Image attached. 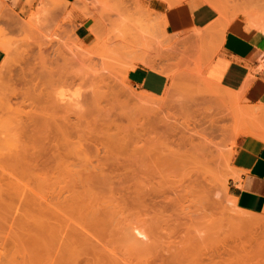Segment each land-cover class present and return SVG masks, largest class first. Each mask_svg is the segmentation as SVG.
<instances>
[{
  "label": "rangeland",
  "instance_id": "obj_1",
  "mask_svg": "<svg viewBox=\"0 0 264 264\" xmlns=\"http://www.w3.org/2000/svg\"><path fill=\"white\" fill-rule=\"evenodd\" d=\"M42 1L35 0L29 11L23 9L17 11L14 5L5 4L0 14V33L2 32L0 40H6L8 46L6 45L5 48H9L5 50L0 43L6 53L5 60L0 66V109H4L6 112L0 110V115L2 113L10 114L8 116L10 117L13 114L12 117H14V112H16V115L20 114L18 117L21 116L23 120V118L30 116L29 112L24 117L26 114L24 110L27 112L31 111V108L32 110L38 109L39 111L36 110L38 115L40 111L43 112V107L47 111L45 112L44 109L42 114L48 112L49 115L53 114L48 115L47 119V114L43 116L39 114L41 119L43 117L44 122H41L40 125L44 124L42 129L45 130H42L41 134L40 130L38 136L35 137L36 139L41 137L39 140H43L44 143L40 141L41 144H35L37 152L34 150L35 147H33V151L39 153L40 158H43L41 161L46 159L47 156L63 152L62 147L66 146L64 144L66 142L65 138L69 136L67 150L75 155L76 153L86 155L91 159L94 166L103 155L119 154L120 165L118 161L117 164H109L108 169V165L104 167L100 164L101 167L108 169L105 173L112 178L118 176V174L125 175L124 177L120 176L118 179L119 181L120 178L123 180L133 169L136 172L138 169V174L141 171L143 172L141 173L145 176L140 174V183L135 184L136 186L139 185L141 190L144 191L143 199L146 200V207L143 208L145 211L141 209V214L148 213V216H143L145 219L143 227L148 237L141 240L144 246L139 245L141 241H138L137 244L141 251H137V253H142V256L135 253L132 257L135 263L162 264L164 262L167 264L170 262L167 249L170 246H182L185 236L187 238L195 234L196 236H209V242L218 247L219 254L215 258L216 261H221L220 257H223V264L227 260L230 262L227 261L226 264L232 261L235 264L236 258H238V262H236L240 263L239 261L243 262L245 258L248 259L253 254L251 262L256 264L258 258L255 257V254L257 251H264V226L262 224L264 223V213L256 215V217L258 216V223L254 225L259 226V228L252 227V223H249L250 226L248 221H245L248 227L245 224V227H242L243 225H240V223L236 225L237 223L235 224L233 221L232 223L235 225L229 223V220H227L229 216L227 217V215H230V218L232 216L239 218L248 216V214H244L243 211L234 206V201L228 193V182L234 176V155L241 138L237 137V133L242 129L240 125L243 123L244 126L241 125L243 128L252 126L251 123L247 125L245 123L249 120L250 122L253 121L256 117L248 116L247 112L250 109L260 108V104L264 105V99L253 100L248 97L247 93L244 98H240L238 96L239 91L237 94V92L223 88L221 85L209 80L204 68V55L208 46L201 45L200 42L197 44L195 38L203 41L209 36L214 37L219 30L225 32L226 27L224 26L227 24L219 29V23L222 24L223 22L222 18L230 19L231 16L237 15L248 5L250 9L247 7L245 13L250 11L249 14L251 15L253 11H257L256 13H259V16L263 15L264 0H239L240 2L237 1L239 6L235 8H233L232 0L229 4L226 3L228 0H204L205 3L212 5L219 14L215 24V27L218 28L209 29L202 33L192 31L181 37L178 35H163L160 30L161 22H156L153 19L143 0H119L117 7L102 5L98 0H74L73 3L57 0L59 2L56 3L54 9L46 8ZM182 1L186 0H167L165 3L168 6H173ZM259 4L263 6L256 7ZM223 5L228 6L224 7ZM257 14L255 15L257 16ZM261 18L264 19L263 16ZM85 20L90 34L86 38L80 39L77 35V27L80 22ZM142 63L145 67L167 76L168 84L163 93L158 95L148 93L131 82L130 72ZM34 74H39L36 77L39 76L42 82L37 78V81L33 80L32 76ZM64 78L68 80L63 81ZM30 80H33L32 83ZM33 82L36 83V86L33 85ZM27 95L33 97L32 99L29 96L27 97L32 101L25 102L27 98L24 97ZM34 96H37V101ZM6 99L10 100L6 101ZM4 101L9 102L12 106L7 105ZM40 103L41 105H39ZM26 105H29V108ZM7 106L11 109L14 108V112L12 113ZM96 106L99 108L97 107V109ZM25 107L27 108L25 109ZM33 107L36 109H33ZM94 107L96 110L93 111ZM6 108L8 109L6 110ZM241 109L244 111L248 109L245 115L242 116L244 118L248 117L247 121L244 118L240 119L241 115H238V113ZM104 110L110 111L109 114L106 115L108 112L105 113ZM16 115L14 119H17ZM35 116L36 113L33 115L32 112V117H38V120L39 116ZM3 117L6 120L9 119L6 116ZM29 118L30 123H26L27 125H30L32 121V118ZM48 119L49 121H47ZM2 120L5 122L3 118ZM3 121L0 118V122L3 123ZM63 129L64 131H62ZM59 136H62V138L60 139ZM12 139L15 140L14 137ZM15 141L17 142V140ZM119 141H122V144ZM102 144L106 146L105 149ZM10 145L12 146V144ZM119 147L123 149L120 148L119 150ZM43 154H46L45 157ZM167 155L172 156L170 158H174V162L171 161L162 168L167 172H164V185L165 180H169V176L176 175L172 177L174 180L170 178L172 181L166 183L170 187L165 185L166 187L162 188L164 192L160 189L164 193L163 195L168 198L165 204L167 206L164 207L163 202L165 200L162 202L156 194L159 184L158 179H161V177L155 171L153 172V169H157L155 159ZM122 156H132V160L135 156L139 157V162L137 159L132 161L139 168H134L133 165V169H128L132 166L130 165L132 162H127L130 165L128 166L124 162L125 157ZM200 158L210 160L212 163L210 168L214 169V175L210 176L202 170L201 166L198 167L197 159ZM126 161H131V159L127 158ZM116 165H119V167ZM123 165L124 167L121 168ZM39 168L37 170H35L36 167L33 169L36 172L27 171L29 174L26 175L30 177L29 183L26 180L29 177L25 176L24 172L22 174L18 173L23 183L20 181V184L14 185L15 188L10 185V188L8 187L9 189L5 190L7 195L4 194L6 196L4 198L7 203L3 207L5 211L3 210L4 215H2L4 216L2 221L4 232L0 229V264L41 263L36 235L40 218L38 217L40 206L36 203H39L40 194L51 200L52 192L51 186L48 185L47 187L45 182L46 187H44V185L42 186L43 183L39 184L38 181L40 180H37V178H49L51 169H48V171ZM170 168H174L172 170H175V172L177 170V172L174 173ZM41 170L43 171L41 172ZM156 171L158 172V170ZM85 172V169L82 168L81 173L84 174ZM113 173L116 175L114 174V176ZM153 174L157 175L156 179ZM118 180L116 181L118 182V185L116 183L117 190H114L113 193L117 197L120 196L119 198L124 194L125 196L123 195L122 198H125L126 202L129 203L128 207L132 208L129 200H132L137 188L131 180L129 182L124 179L125 181L123 180L124 182L121 184ZM156 181L157 183H155ZM127 182L130 184H128L129 187L126 185ZM26 183L29 185L27 186ZM174 184L176 187L179 185V187L176 188ZM171 186L173 187L171 188ZM124 187L131 190L126 189L127 192L129 191L127 193ZM173 188L176 189L175 192ZM168 189L171 190L167 192ZM24 192L29 193L30 196L27 197L28 194ZM118 192L121 194L119 195ZM35 193H39L38 196ZM175 193H177V196ZM17 194H19L20 200H17ZM178 195L180 202L177 199ZM169 200H172V204L171 202L169 204ZM174 203H177L176 206ZM22 206L25 208L22 209ZM132 212L135 213L136 211L133 210ZM34 215L37 216V219ZM178 215L181 217L183 225L189 222L191 224L194 221L197 232L194 227L190 228V233L187 229L188 225L183 226L180 222L181 225L177 224L176 217ZM23 216L27 218L25 219ZM33 221H36L37 224ZM33 224L36 226H33ZM186 232L188 236L184 235ZM147 248L150 250H147ZM49 252L47 255L48 261L51 255L50 249ZM245 255L247 256L245 257ZM141 257L146 261H142ZM239 257L245 258L241 260ZM38 259H40V263L37 261Z\"/></svg>",
  "mask_w": 264,
  "mask_h": 264
},
{
  "label": "bare ground",
  "instance_id": "obj_2",
  "mask_svg": "<svg viewBox=\"0 0 264 264\" xmlns=\"http://www.w3.org/2000/svg\"><path fill=\"white\" fill-rule=\"evenodd\" d=\"M98 1L102 5L109 6V7H117L119 5V0H98ZM162 1H167V0H162ZM237 1H239V0H232V3H233L232 5H234L233 8L239 6V4L237 3ZM259 1H262V0H259ZM58 2L59 1H57V0H43L42 1L43 5L46 8H48V9H54L55 6H56V3H58ZM226 3L229 4L230 3V0H228V2H226ZM243 3L245 4V2H243ZM254 4H256V3H254ZM261 4H259L260 6L259 5H257V6L255 5V6L258 7V8H260V7L263 6V5L261 6ZM227 6L228 5H225L224 7H227ZM242 6L245 8L244 5H242ZM60 7H62V6H60ZM252 7H254V6H252ZM262 8H264V6ZM245 9H243L244 12L243 11H240L237 15L235 14L234 16H231L230 19H226V18L223 17L222 18L223 19L222 24L220 22V29L222 28L221 26H223L224 24H227L226 26H224V27H227L229 25V23H231L234 19H241V20H243V21L246 22L247 27H248V30H250V29H257V30L261 31L264 34V19L261 18L262 16L264 17V13H262L263 15H260L259 16V13L258 14L256 13L257 11L254 12L252 10L253 12L252 11L251 12L253 14L254 13L257 14V16L255 14L254 15L253 14L250 15L249 14L250 11L247 10V11H249V13L248 12L245 13ZM248 9H250V8L248 7ZM38 17H39V15H38ZM34 20H36V19H34ZM29 30H30V28H29ZM1 34H2V32L0 33V35ZM0 39H1V37H0ZM6 42H7L6 40L5 41L4 40L3 41L0 40V43L3 45V47H4L5 50H7V48H8V47L5 48V46L7 45ZM132 68H133V66H132ZM37 75H39V74H37ZM37 75L34 74V76H32L34 78L33 80H36V78L37 79L40 78L39 76L36 77ZM33 80H30V82L32 83ZM40 80L41 79H39V81ZM65 80H68V79L67 78H64L63 81H65ZM39 81H38V84H39ZM40 82H42V81H40ZM13 83H15V82H13ZM35 84L36 83L33 82V85H35ZM37 86H39V85H37ZM26 90H28V89H26ZM242 90L239 91V95L238 96L240 98H244V96L242 94L244 91H242ZM12 94L14 95V93H12ZM237 94H238V92H237ZM22 95H23V93H22ZM24 95H26V94L24 93ZM28 96L31 97V99L33 98L31 95H27L24 98L26 99ZM142 96H144V95H142ZM149 96H151V95L149 94ZM36 97L34 96L35 100H36ZM31 99H28L27 98V101H25L24 99L23 100L25 102H28V100L30 101ZM7 100H10V99H6V101ZM143 100H144V97H143ZM143 100H141V101H143ZM149 100H147V101H149ZM6 101H4V102L8 105L9 102L7 103ZM41 101H42V99H41ZM45 102H46V100H45ZM21 104H22V102H21ZM32 104H33V102H32ZM39 105H41V103ZM260 105H261L260 108H257V109H254V110H251V109L250 110L246 109L245 111L243 109L239 110L238 115H241L240 116L241 117L240 119H243L244 118L242 116L245 115V112L247 110H248V112H247L248 116H250V117L251 116H253V117L255 116L256 119H254L251 122L249 120V122L245 123L246 125L248 123L249 124L251 123V125H252V126H249V127L247 126L245 128L241 127V125L244 126V124L241 123L243 121L242 120H241V122L239 121L241 123L240 128H242V129L237 133V137L245 135V136H251V137L259 138V139H261V140L264 141V105H262V104H260ZM9 106H12V105L9 104ZM26 106L28 107L29 105H26ZM27 107H25V109ZM97 107L98 106H96V108ZM8 108H10V107H8ZM8 108H6V110ZM30 108H31V106H30ZM41 108H42V106H41ZM96 108L93 109V111L96 110ZM13 109H11L12 113L14 112ZM33 109H36V108L33 107ZM44 109L45 108L43 107V109H42L43 112H44ZM3 110L4 109H2L1 111L3 112ZM30 110L33 112V115L36 113V116L35 117L39 116V119L38 120H37L38 117L37 118H33L32 117V112L31 111H27L26 112L25 110H24V112L26 114L24 115V117L27 114H29V112H30V114H29L30 116L26 117L25 118L26 120L23 118V120L28 121V122H25V121L23 122L22 117L21 116H20L21 118L18 117L20 114L19 115H16L17 114L16 112H14V117L16 115L17 119H14V117H12L13 114H11L12 116H10L11 119H13V120H11L10 117H8L10 114L8 115V114L2 113L0 115L1 116L0 117L1 118V121H3L2 118L5 120V122L3 121V123L0 122V126L3 125L0 128V211H1L0 212V215H1L0 216V229L3 230V228H4L3 227L4 226V223L2 222L4 220L3 219L4 216H2V215H4L3 210L5 209L3 207H5L4 205H6L5 203H7V202H5V201H7L5 199L6 196L4 195L7 192L5 190H8L10 188L9 187L10 185H13L14 186V185L20 184V181H21L20 177L21 176L19 177L18 176L19 175L18 173H21L22 174L24 172L25 173V176H28L29 177V175H26V174H29L28 172H30V170L31 171H35L39 167L41 169H45V170L51 169V174H50L51 177L49 176V178L46 177V178H42V179H38L37 178V180H40L41 181V182L38 181L39 184L40 183H43L42 186L44 185V187H46L45 186V182L47 184V187H48V185L51 186V192H52L51 195H52V198H53V199L51 198V200H48L47 198L44 197V195L40 194V197L38 198V202L39 203H36V204H38L40 206V211L38 210L39 211V216L38 217H40V218H39L38 224L36 223L37 220L36 221H33V222L38 225V227L36 228L37 231L36 230L35 231H36L37 240H38L37 243L39 244V250L38 251H39L40 257H41V260L38 259L37 261L39 262V260H40V262H41V263L39 262L40 264H138V263H135L132 260V257H134L133 255L135 253H137V251H139V252L141 251V250H139V245L140 244L143 245L142 244L143 242L141 240L147 239V237H148L147 236L148 234H146L147 232H146V230L143 227V222H145V219H144L143 216L144 215H145V217H146V215L148 216V213L145 212V214H141V212H142L141 209H143L144 207H146L145 206V201L146 200L144 201V199H143L144 191L141 190V188H140L139 185L136 186L137 183H140L139 182V180H140L139 179V175L140 174L141 175H144V174H142L143 173L142 171H141L142 173L140 172V174H138L137 172L139 170L137 169V172H136L133 169V165H134V168L137 167V166H135L136 163H133L132 162L134 159H137V161L139 162V160H138L139 157L137 158V156H135L136 158L134 157V159L132 160V158H131L132 156H122L123 158L125 157V161L124 162H126V163L127 162L128 163L129 162H132V163H130V165H132V166L128 165V163H127V165L130 166V167H128V169H133V170H130V174H127L126 175V178H124V179L126 181H129V182L133 181L134 184L136 183L135 186L137 188L135 190L134 189L135 186L133 187V189L135 190V193H134V196H133L132 200H129V201H131L130 203H131V206H132V208H129L128 207L129 203L126 202L127 200L125 198L124 199L122 198V196L124 194L121 196V198H119L120 196L117 197V195L115 196V194L113 193L114 190H117L116 189V183L118 185V182H116V181L119 179L120 176L122 177L123 175H119L118 174V176H117L115 173H113V175L115 174L116 177H114L115 176L114 175L113 176L114 178H112L111 176L106 175V173H105L109 169L108 168L109 167V164H115V163L117 164V162L119 161V159H118V155L119 154H117V155L114 154V153L109 154V155L106 154V155H103L102 158H99L98 159L99 161L97 160L98 163H99V165L102 164L104 167H106V165H108L107 166L108 169L107 168L106 169L103 168V166L101 167V165L99 166L98 163L96 164V166H94L93 163H92V161H91V159L89 157H87L86 155H81L80 153L79 154L76 153V155H75V154L69 152V150H67L68 147H69L68 146V142H67V139L69 141V138H68L69 136H68L66 138L64 137L65 140H66V142L64 144H66V146L63 145V146H65V147H62L64 149L63 152H61V153H55L54 155L47 156V157H45L46 154L45 155L43 154L46 159H44L43 161H41L43 158L41 159L39 153H36L37 152L36 145H37V143L39 144L40 141L42 142L43 140H39V139H41V137L40 138L37 137V139H38L37 140L35 136L36 135L38 136V132L40 130H41L40 131V134H41V132H43L45 130L44 128L42 129V126H44V124L40 125L41 122L44 123L43 120H42L43 117L41 119V116L39 115V114H42L43 112L40 111V113L37 115L38 112H36V110L39 111L38 109L32 110V108H31ZM1 111H0V113H1ZM46 111L47 110L45 109V112ZM66 111H68V110H66ZM104 111H105V113L108 112V113H106V115H108L109 112H110L108 110L107 111L104 110ZM9 112H7V113H9ZM24 112H23V114H24ZM21 113H22V111H21ZM102 113H104V112H102ZM23 114H21V115H23ZM46 114H42V116L43 115H46V119H47V116L49 115V112L46 113ZM65 114H66V112H65ZM51 115H53V114H51ZM51 115H49V116H51ZM99 115H102V114H99ZM3 116L8 117L9 119L6 120V118L3 117ZM29 117L32 118L31 119L32 121H31V124L30 125H27L28 123H30V118ZM247 118L248 117H245L244 119L247 121L248 120ZM94 119H96V118H94ZM47 121H49V119ZM4 124H6V125L8 124V127L6 128V125L4 127ZM62 131H64V129ZM65 135L67 136V134H65ZM39 136H42V135H39ZM13 137H14L15 140H17V142L12 139ZM45 138H46V136H45ZM61 138H62V136L60 137V139ZM9 139H10V141L13 140L12 142H14V143L10 142ZM123 141H124V139H123ZM15 142H16V144H15ZM101 142H103V141H101ZM43 143H44V141H43ZM120 143L122 144V141ZM10 144H12V146ZM102 145H104V144H102ZM123 146H125V144H123ZM33 147H35L34 150L36 152L33 151ZM105 147L106 146L104 145V149H105ZM122 147H119L118 149L119 150H120V148L123 149ZM113 149H115V148L113 147ZM70 151H72V150H70ZM74 153H75V151H74ZM167 156L166 157H161V158L160 157H158V158L154 157V158H156L155 159V163H156V168L157 169H155V170L153 169V172L155 171V173H158L159 176L162 179V180L161 179H158L159 180L158 181L159 184H158V189L156 188L157 189L156 190V194L158 195L157 198L159 200H162V202L165 200V202H163L164 207L167 206L165 204H166V199H168V198L163 195L164 194L163 193L164 191H163L162 188H165L168 185L166 183L168 181L171 182L172 179H173L172 177H174L176 175L175 174L174 176H171V177L169 176V178H168L169 180L168 181L165 180L166 181L165 182V185L166 186L164 185V177H165L164 176V172L165 173H167V172L165 170H163L162 168L164 167L165 164H167V163L169 164L171 161L174 162L173 161L174 158H170L172 156H168L169 158ZM48 157H51V158H48ZM127 158L128 159H131V161H126ZM197 160H198L197 161V164H199L198 167L201 166L202 170L205 171L206 174H209L210 176H212V174L213 175L215 174L214 171H213L214 169L212 170L210 168V166L212 164L210 162V160L207 161L206 159L204 160V158L203 159L200 158V159H197ZM153 161H154V159H153ZM120 164H121V162L119 163V165ZM119 165H116V166L119 167ZM35 167H36V169H35ZM122 167H124V165L121 166V168ZM78 168H80V170H78ZM82 168H84L85 171H86L84 174L81 173L82 172ZM137 168H139V167H137ZM33 169H35V170H33ZM125 169H126V166H125ZM170 169L172 170L174 168H170ZM156 170H158V172ZM42 171L43 170H41V172ZM173 172L176 173L177 170H176V172H175V170ZM124 173H122V174H124ZM31 174H33V173H31ZM45 175L47 176L46 173H45ZM153 175H154L153 177L156 179L157 178V175L156 174H153ZM116 178H117V180H116ZM170 178H172V179H170ZM29 179H30V177L26 179L28 181V183H29ZM123 180H121V178H120V181L118 180L119 181V184H121V183H123L125 181V180L124 181ZM175 182H176V180H175ZM21 183H23V181H21ZM31 183H32V181L30 182V184ZM155 183H157V181ZM172 183H170V184L173 185ZM36 184H38V183H36ZM128 184L129 183L127 182L126 185L128 186ZM175 184H174V186H175ZM26 185H27V183H26ZM122 185H124V184H122ZM153 185H154V183H153ZM131 186H133V185H131ZM168 186L170 187V185H168ZM125 187H124V190L129 189V188H125ZM155 187H157V186L155 185ZM172 187L173 186H171V188ZM177 187H179V185H177ZM13 188H15V186ZM119 188L121 189V187H119ZM122 188H123V186H122ZM146 188L144 189L145 191H146ZM26 189H28V188H26ZM160 189H162L163 192ZM121 190H123V189H121ZM129 190H131V189H129ZM169 190H171V189H168L167 192H169ZM174 190H176V189L173 188V191ZM25 192H27V190H25ZM41 192L43 193L44 191L42 190ZM120 192H118L119 195L121 194ZM126 192H127V190H126ZM47 193H46V196H47ZM130 193H131V191H130ZM177 193H175L176 196H177ZM25 194H28L27 197L30 196L29 193H25ZM38 194L35 193V195H37V196H38ZM18 195L19 194H17L16 198H18L17 200H20L19 199L20 196H18ZM35 195H34V197H35ZM4 196H5V198H4ZM7 197H9V196H7ZM23 197H25V195H23ZM35 198H34V200H35ZM179 198L180 197L178 195L177 199H179ZM232 199L234 201V206L236 208H238L239 210L243 211L244 214H248V216H243V217H239L238 218L236 216L237 215L236 214L235 215L236 217H233L231 215L232 217L230 218V215H227V217L229 216L228 217L229 219H227V220H229V223H232V221L235 222V224L237 223L236 225H238L240 223V225L241 224L243 225L242 227H245V226L248 227V224L249 223H252L251 224L252 227L253 226H256L254 224H257L258 223V218H257L258 216L256 217V215H258V214L252 213L250 211H246L244 209L239 208L238 207V203L236 204V202H235L236 199H234L233 197H232ZM172 200L171 201L169 200V204H170V202L172 204ZM47 201H49V202H47ZM32 202L34 203V201H32ZM175 202H177L178 204H180L179 203L180 202V199H179V202L178 201H175ZM19 203L20 202L18 201V204ZM21 203H22V201H21ZM160 203H159V205H160ZM148 204H149V201H148ZM176 204H175V206H176ZM22 205H23V203H22ZM149 205H148V207H149ZM173 205H170V206H173ZM25 206H27V205H25ZM152 206H155V205H152ZM160 206H162V205H160ZM24 208L22 206V209H24ZM183 208L185 209V207H183ZM33 209H34V207H33ZM133 210H135L136 212L133 213L132 212ZM27 212H28V210H27ZM48 213H50V214H48ZM162 213H163V210H162ZM23 217L25 219L27 218L25 216H23ZM36 217L37 216H35V218ZM194 220H195V218H194ZM252 220H254L255 222L254 221L252 222ZM176 221L178 222L177 224L181 225L180 223H182V225H183L182 219H181V217L179 215L176 217ZM245 221H248V224H246L247 222L245 223ZM192 222H191L192 225L190 224V222L188 224L185 222L186 224H184V225L185 226L188 225L187 226L188 227L187 229H189V231H190V228H193L194 227L195 231L197 232V230H196L197 228L195 227L194 221H192ZM35 224H33V226H36ZM235 224H233V225H235ZM244 224H245V226H244ZM262 224L264 226V223H262ZM257 228H259V226ZM3 232H4V230H3ZM0 233H1V231H0ZM186 233L184 235H187L188 236V233L187 234ZM190 233H191V231H190ZM201 234H202V232H201ZM191 235H193V234H191ZM135 240H136V243H135ZM139 240L141 241V243L139 242V245H138L137 243H138ZM182 243H183L182 246H172V247L170 246L167 249L168 250V254H169L168 257L170 259V262L167 263V264H223V262H224L223 261V257H220L221 258V261H216L215 260L216 256H218V254H219V249H218L217 246L215 247L213 243L209 242V236H203V235L196 236L195 234H194V236L187 237V238L185 236V238H184V240H183ZM146 245H148V244H146ZM262 247H263V245H262ZM49 249L51 251V255H50V258H49L50 260L48 261L47 255H48ZM260 249H261V247H260ZM147 250H150V249L147 248ZM220 252L222 253V251H220ZM150 253H151V251H150ZM137 254L135 255L136 257H137ZM141 254L142 253H139V256ZM146 254H148V252H146ZM146 254H144V255H146ZM158 254H159V252H158ZM156 255H157V253H156ZM238 256H240V255H238ZM246 256L247 255H245V257ZM251 256L253 257L254 255L252 254ZM251 256H250L251 259L250 258L247 259L245 257H244L245 258L244 259L243 257L242 258L239 257L241 260H243V259L246 260V261L243 260V262L242 261H239L240 263H237L238 262L237 261L238 258L235 259V257H234L235 264H253L251 262L253 260V258ZM146 257H147V255H146ZM255 257L258 258L256 264H264V251H262V252L261 251H257V253L255 254ZM148 258H149V256H148ZM148 258H147V260H148ZM226 258H224V259H226ZM234 259H232V260H234ZM142 261H146V260H144L142 258ZM226 262H225V264H226ZM228 262H230V261H228ZM233 262L234 261H232L231 263L233 264ZM231 263H229V264H231ZM140 264H142V263H140ZM162 264H166V263L163 262Z\"/></svg>",
  "mask_w": 264,
  "mask_h": 264
},
{
  "label": "crops",
  "instance_id": "obj_3",
  "mask_svg": "<svg viewBox=\"0 0 264 264\" xmlns=\"http://www.w3.org/2000/svg\"><path fill=\"white\" fill-rule=\"evenodd\" d=\"M143 2L153 19L161 22L160 30L165 36L181 37L192 31L202 33L218 28L215 27L218 12L204 0H186L173 6L162 0ZM34 3L35 0H0V14L5 4L14 5L17 11H29ZM89 34L87 21L80 22L78 37L84 39ZM195 40L197 44L208 46L204 68L209 80L235 92L243 89V96L247 93L253 100L264 99V34L261 31L248 30L245 21L234 19L225 32L220 30L214 37ZM5 57L6 53L0 46V66ZM130 78L143 91L156 95L163 93L168 84L166 75L143 64H138L130 72ZM239 137L234 155V176L229 179L228 193L238 199L235 202L239 208L256 214L264 213V141L245 135Z\"/></svg>",
  "mask_w": 264,
  "mask_h": 264
}]
</instances>
